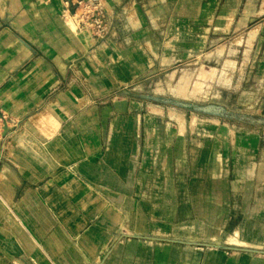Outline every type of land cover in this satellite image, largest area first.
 <instances>
[{
    "label": "crops",
    "instance_id": "obj_1",
    "mask_svg": "<svg viewBox=\"0 0 264 264\" xmlns=\"http://www.w3.org/2000/svg\"><path fill=\"white\" fill-rule=\"evenodd\" d=\"M59 11V0H0V107L13 118L39 105L68 74L66 64L86 54L88 40L67 30ZM150 17L160 30L161 14ZM137 54L116 57L124 69L78 66L93 98L72 87L10 137L0 168V264H264L246 253L264 249L256 227L246 232L245 223L222 239L231 203L224 181L213 190V166L203 199L191 181L166 199L161 172L174 173L175 133L161 138V122L125 117L127 104L92 105L104 88L145 69ZM214 156L206 151L211 163ZM198 240L243 253L200 261L187 247Z\"/></svg>",
    "mask_w": 264,
    "mask_h": 264
},
{
    "label": "rangeland",
    "instance_id": "obj_2",
    "mask_svg": "<svg viewBox=\"0 0 264 264\" xmlns=\"http://www.w3.org/2000/svg\"><path fill=\"white\" fill-rule=\"evenodd\" d=\"M59 6L67 30L88 40L86 54L68 62L63 81L26 114L13 118L0 107V168L10 137L43 114L58 94L76 87L93 98L90 76L79 73L78 66L124 69L116 57L138 52L134 62L145 69L104 88L92 105L127 104L125 117L141 124L144 117L161 122V138L175 133L178 139L170 145L174 173L161 172L166 199H172L173 186L190 181L203 199L212 186L213 166V187L224 181L231 203L222 239L245 223L246 232L256 227L264 237V0H59ZM152 12L161 14L160 30L149 19ZM206 151L215 155L213 163ZM219 153L223 158L216 157ZM257 192L262 199L255 202L251 198ZM231 239L230 244H238ZM196 243L187 247L197 250L200 261L211 253L223 258L243 253L227 243ZM246 253L264 256V249Z\"/></svg>",
    "mask_w": 264,
    "mask_h": 264
},
{
    "label": "bare ground",
    "instance_id": "obj_3",
    "mask_svg": "<svg viewBox=\"0 0 264 264\" xmlns=\"http://www.w3.org/2000/svg\"><path fill=\"white\" fill-rule=\"evenodd\" d=\"M70 28H71V26H70ZM171 135H172V134H169V139H171ZM186 212H187V211H186ZM233 241H234V240H233ZM229 242H232V239H230ZM234 243H235V241H234ZM237 243H238V242H237Z\"/></svg>",
    "mask_w": 264,
    "mask_h": 264
}]
</instances>
